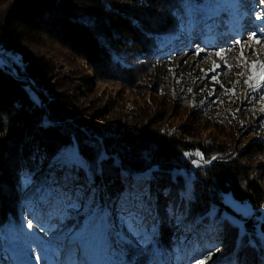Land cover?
<instances>
[{"label": "trees", "instance_id": "trees-1", "mask_svg": "<svg viewBox=\"0 0 264 264\" xmlns=\"http://www.w3.org/2000/svg\"><path fill=\"white\" fill-rule=\"evenodd\" d=\"M228 1L236 0H13L0 22L1 54L19 59L13 61L15 75L0 65V258L6 251L34 260L58 256V241L44 242L26 221L36 223L43 203L46 214L52 209V227L75 219L61 235L74 238L85 228L87 212L70 207L74 189L87 191L99 168L95 185L103 198L98 193L97 199L111 209L116 229L133 237L119 219L121 208H132L142 213L137 227L148 236L147 243L128 239L123 257L105 252L103 264L121 258L131 264H173L180 245L203 237L209 239V252L219 248L207 263L264 264V90H249L248 80L209 75L205 89L192 95L185 87L193 77L187 76L179 94L190 125L175 133L153 130L152 123L135 132L103 133L78 121L81 90L69 92L55 65L27 47L47 39L92 70L96 80L134 91L143 80L158 77L160 83L170 74L176 45L188 38L198 7L221 10ZM85 81L84 89L93 84ZM240 86L248 89L244 105L237 94ZM250 120L253 125L246 130L244 121ZM209 128L232 147L202 140ZM75 143L86 163L72 184L62 179V170ZM193 160L198 166H190ZM226 196L247 205L250 213L237 212ZM223 212L245 224L238 247L239 231ZM39 222L43 229H37L47 231L48 223ZM197 260L191 256L187 264Z\"/></svg>", "mask_w": 264, "mask_h": 264}, {"label": "rangeland", "instance_id": "rangeland-1", "mask_svg": "<svg viewBox=\"0 0 264 264\" xmlns=\"http://www.w3.org/2000/svg\"><path fill=\"white\" fill-rule=\"evenodd\" d=\"M12 2L13 0H0V22L4 18ZM240 4L243 5V8L245 6V9L248 10L246 11L248 15L252 14L255 17H249V27L242 28L243 24L237 22V18L242 16V11L239 10L241 7ZM236 5L239 7L238 9L230 8L229 11H225V15L221 16L218 20L214 19V12H209L211 10L203 11V8L198 7L197 9L199 11L196 13L200 14L203 12L202 14L204 15L201 18L195 16L190 17L193 24H189V36L187 39L183 38L181 42L176 45L179 49L176 50L177 57L174 59L173 67L169 72L170 74L160 83L158 77H153L150 80H143L142 82L144 84L139 85V87H141L134 91L127 89L128 87L118 82L96 80L95 74H93L92 70L89 71L88 67L72 57L68 51L51 43L47 39H44L37 44H29L27 47L32 52L45 56L55 65L58 77L63 78V83L62 81L61 83L66 85L65 88L71 89L69 92L75 94L77 91L79 92L78 88L81 90L83 94L78 96V103L81 108V111L78 114V121L91 125L94 129L99 128L103 133H122L124 131L135 132L145 128L151 123L153 124V130L161 131V133H175L181 130L182 127L190 125L188 110H186L183 103H180V91H183V86H185L183 80L186 78L184 77H193V82L190 83L189 88L188 84L185 87L186 92L188 91L192 95L197 91L205 89L204 86L206 85V80L208 79L207 76L209 75L223 77L232 76L241 80H248L250 86L249 90H264V87H261L264 81L260 79L261 74L264 73V4L260 3V0H240L236 2ZM258 13L261 15V20L256 19V14ZM219 16L220 15H217V17ZM218 21L221 23L225 22V25L224 23L222 24L225 29L227 28L228 23L232 27V36L235 37L239 33V30H246L244 38H241L240 45L234 46L238 40L233 41L230 39V43L226 44V40H224L223 37H218L216 41H212ZM202 25L203 28H200ZM222 25H218V27L221 28L217 29L219 32L223 31ZM253 33L256 34L255 37H253ZM205 37H207L209 41L207 44L203 41ZM258 40L259 43L257 42ZM244 46H246V48H244ZM198 49H203L199 56L194 54ZM222 49L224 51L221 52V56L218 57L216 53ZM7 59L9 61H7ZM17 60L19 59L16 56L11 54L2 55L0 51V65L9 68L13 75L16 74L13 68V61L16 62ZM216 65H219L220 67L216 68ZM214 68L215 71H213ZM87 79L92 80L93 84H90L88 88L86 87L84 89L83 85L86 84L85 80ZM178 88H180V90ZM247 90L248 89L244 86L238 88L237 94L240 105L246 103L248 96ZM190 103L191 101L188 102V108H190ZM107 109H109V111H106ZM99 112L100 114L102 112H104V114L107 112L108 114H105L102 118H97L96 120V117H100ZM160 118H162L161 122L158 121ZM45 123L48 124L49 122L45 120ZM252 125L253 121H244L243 127L247 130L250 129ZM204 127L210 126L206 124ZM202 132V140L217 141L221 145L224 144V148L232 147V143L225 140L218 130L209 128ZM262 139L264 140V138ZM246 142L247 140H245L243 144ZM74 150L75 153H77L76 143ZM186 157L187 156H184L185 159H188V157ZM196 162L197 164L200 163L198 161ZM195 165L196 164L191 162L190 166L193 167ZM180 174L185 176V172H181ZM194 174L195 170L192 169V179H194ZM136 180L137 182L142 183L143 177L140 175L136 177ZM60 181L62 182V180ZM141 183L138 184L137 189L140 188ZM187 185L189 184L187 183ZM225 198L226 202L237 212H241L245 215L250 213L247 205L238 204V202L234 201L231 196H226ZM215 209L218 210V207ZM51 210L52 209L49 207V214H46V207L43 206V203L38 206V211L33 219L47 222L48 227L45 232L38 230L37 228L34 229L36 235L44 242L48 241L54 243L55 241H58L57 245H60L62 241L61 245L64 249L59 251L60 258H62L63 253L66 252L67 256H71L70 259L68 257H66V259L71 262L72 257L74 255H79L80 253V264H82L83 260H85L86 263L87 261L90 262L91 258H86L85 252L79 246L78 241L66 237H64L65 240H63L61 237V235L71 230L75 219H69L60 228H54L52 227L54 222L53 218H50L52 213ZM225 213L226 212H223L222 215L229 223L231 220L233 223L238 224L237 226L230 223L239 231V239L236 242L238 247L240 240L243 237V233L246 232L245 224L244 222H238V220L231 216H227ZM213 214L214 212H211V215ZM53 217L55 216L53 215ZM242 227L245 229H242ZM128 239L132 242L135 241V238L131 236H129ZM208 243L209 239L203 237L200 241L197 240L193 243L189 242L187 245H180L179 252H177V250L175 251L173 264H187L191 256L198 260L202 259L210 251V249H207V246L209 245ZM203 245L206 248L205 251L201 248ZM89 254L91 257L93 256L94 258H97L102 257L104 252L91 250ZM16 256L18 257L16 258ZM4 257L8 260H4L3 262L1 261L3 260L1 257L0 264H15L18 261L17 264L20 263L21 256L17 254L14 255L10 251H6ZM46 261L54 262V264L57 263L54 259H50L49 261L45 259L40 260L41 263H45ZM210 262L211 261L206 263L211 264ZM59 263H61L60 260L58 264ZM63 264L67 263L63 262ZM158 264L167 263L160 261Z\"/></svg>", "mask_w": 264, "mask_h": 264}, {"label": "snow or ice", "instance_id": "snow-or-ice-1", "mask_svg": "<svg viewBox=\"0 0 264 264\" xmlns=\"http://www.w3.org/2000/svg\"><path fill=\"white\" fill-rule=\"evenodd\" d=\"M260 3L264 4V0H260ZM256 19L261 20V15L259 13L256 14ZM255 35L256 34L253 33V37H255ZM257 42L259 43V40ZM236 43H240V41ZM202 51L203 49H198L194 54L199 56ZM223 51V49L218 51L216 55L220 57ZM218 67L220 66L216 65V68ZM213 71H215V68ZM260 79L264 81V73L261 74ZM261 87H264V83H262ZM185 155L187 156L190 154L185 153ZM196 155H199V153ZM85 163L86 162L78 153H69L63 160L62 179L66 182L70 181L72 184H75L78 179L77 172L83 169ZM192 163L198 166L195 160H193ZM97 174L102 175V169L98 168L96 172L93 173L91 186L88 187L87 191H82L79 187L74 189L73 194L75 199L72 201L70 207L78 213L82 208H86L87 212L85 213V228L78 232L73 239L79 242V246L84 250L85 254L91 250H96L123 257L125 255V249L130 245V241L127 236H125L124 232L118 231L113 224L111 209L107 205L100 203L97 199L98 193H101V199L103 198L102 189L95 185V175ZM262 207H264V205H262ZM141 215L142 213L138 210L121 208L119 219L124 225L125 230L135 237L138 243H147V233L141 234L137 227V224L142 222ZM25 226L29 230L36 228L43 229V225L40 224L39 220L34 224L32 219H28ZM251 243L252 242L249 241V244ZM216 252H219V248H217L215 252L207 253L205 257L197 260L196 264H206ZM40 258L41 257L38 256L37 261H39ZM76 264H78V262H76ZM112 264H131V262L121 258L112 260Z\"/></svg>", "mask_w": 264, "mask_h": 264}, {"label": "bare ground", "instance_id": "bare-ground-1", "mask_svg": "<svg viewBox=\"0 0 264 264\" xmlns=\"http://www.w3.org/2000/svg\"><path fill=\"white\" fill-rule=\"evenodd\" d=\"M204 10H206V11H209V10H211V11H209V12H214L213 14H214V19H219L221 16H223V15H225L224 13H225V11H226V9H215V10H213V8H206V9H204L203 8V11ZM246 10L247 9H245V7L243 8L242 6L240 7V11H242V16L241 17H238L237 18V22L238 23H242L243 24V26H242V28H245V27H249L248 26V24H249V17H248V13L246 12ZM244 11H245V13H244ZM201 12V11H200ZM203 12H201L200 14H198L197 13V15H196V17L197 18H201V17H203V15L204 14H202ZM212 14V13H211ZM210 14V15H211ZM216 14V15H215ZM217 15H220L219 17H217ZM216 16V17H215ZM205 17V16H204ZM213 18V17H212ZM227 22V21H226ZM224 23V25H225V22H223ZM223 23H221L220 21H218L217 22V26L215 27L216 29H215V34L213 35L214 37L212 38V41H216V39L220 36V35H223V34H232V31H231V26L227 23V28L225 29L224 28V25H222ZM218 25H222L223 27H222V32H219V30H217L218 28H220V27H218ZM215 26V25H214ZM200 28H203V25L202 26H200ZM213 29V28H212ZM221 29V28H220ZM201 32V31H200ZM199 33V32H198ZM244 33H245V31H239V33L237 34V38H236V40H238V41H241V38L243 37L244 38ZM242 34H243V36H242ZM207 36V35H206ZM208 37V36H207ZM207 37H205L204 38V43H208L209 41H208V39H207ZM229 38H231V37H229ZM233 40V39H232ZM241 44V42L240 43H236V44H234V46H237V45H240ZM213 45V44H212ZM213 46H215V45H213ZM216 47V46H215ZM243 48V47H242ZM244 48H246V46H244ZM245 50V49H244ZM227 216H231V217H233L234 219H237L238 220V222H242L241 220H239L237 217H235V216H233V215H231V214H229V213H225ZM229 217H228V219H229ZM230 220V219H229ZM230 222L231 223H233L231 220H230ZM233 224H236V223H233ZM238 225V224H237ZM243 225V224H242ZM243 228V227H242ZM77 243V242H76ZM78 247V246H77ZM64 249V248H63ZM70 249V248H69ZM98 256V255H97ZM63 259L61 258V264H63V262H66V263H68L67 262V259H66V257H67V254H66V252H64L63 253ZM86 258H87V256H86ZM99 258V257H98ZM80 260V257L78 256V261ZM90 262H92V259L90 260ZM90 262H88L87 261V263H86V261L85 260H83V262H82V264H90Z\"/></svg>", "mask_w": 264, "mask_h": 264}]
</instances>
